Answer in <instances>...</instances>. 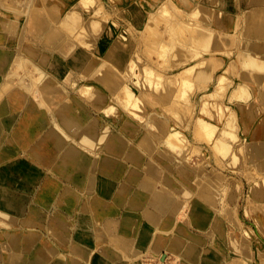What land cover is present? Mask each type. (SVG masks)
<instances>
[{
  "label": "bare ground",
  "instance_id": "obj_1",
  "mask_svg": "<svg viewBox=\"0 0 264 264\" xmlns=\"http://www.w3.org/2000/svg\"><path fill=\"white\" fill-rule=\"evenodd\" d=\"M52 1L11 0L13 12L20 13L11 16L12 11H4L7 6L0 0V11L6 13L0 15V34L13 38L20 26V16L27 17L39 9L31 21L26 20L27 31L22 30L14 40L3 41L0 36V42H7L6 46L12 42L16 47L11 51L0 47V237L6 241L0 242V255H5L0 264H145L146 259L152 261L146 264H246L239 258H254L252 250L244 252L238 247L243 245L242 233L236 232L241 218L235 219L232 229L221 215L232 197L223 195L228 183L222 179L225 171L221 173L209 164L200 168L181 157L176 146H182V133L169 131L167 121L156 113L137 111L146 105L139 97V89L107 79L104 85L97 86L106 85L107 92H103L91 85L92 80H83V74L91 67L92 76L107 65L97 58L93 65L96 48L89 51L88 44L84 48L76 42L79 39L75 38L85 31L84 21L79 23L76 18L80 8L75 12L64 10L63 15L54 10ZM164 1L157 0L155 9ZM191 1L185 0L187 7H192ZM247 1L254 5L253 0ZM258 1L256 12L264 4V0ZM90 2L93 0H71L70 5L78 7ZM218 2L229 5V0ZM245 21L252 26L250 34L258 39L264 37L261 22L252 17ZM224 27L238 32L234 24L225 23ZM34 35L39 38L36 45L24 41L26 36ZM97 39L89 41L97 44ZM209 40H200L201 50L209 49ZM101 43L104 46L106 41ZM235 43L224 52L237 48ZM243 44L264 52V43ZM208 51L209 55H219ZM111 55L119 61L120 55ZM206 60L199 58L177 70L178 82H183L190 70ZM252 61L257 62L254 72L247 69L252 67ZM241 62L244 71L239 72L240 76L246 78L250 73L257 82H264L263 74L257 79L255 74L264 71V64L260 68V63L251 58ZM197 74L199 80L208 78L201 69ZM245 82L238 81L237 88L247 86ZM90 87L97 92L86 99L82 93H89ZM114 99L121 100L123 110L118 108L115 115L106 119L89 116V110L95 113L94 107L108 110ZM10 118H16L7 124L12 125L11 132L4 130V123ZM252 121L242 119L246 126ZM198 126L200 131L209 129L205 122ZM256 133L258 142L264 144V130L259 128ZM145 136L143 148L132 146ZM156 136H165L167 141ZM257 148L258 164L264 168V160H260L264 152L259 145ZM206 180L212 183L208 194ZM181 185L197 190L190 189L187 197V190H179ZM174 191L181 196H175ZM253 191L251 188L250 192ZM201 204L210 205V209ZM118 216L121 218L117 219ZM35 229L40 231L34 232ZM43 231L51 233L58 250L41 235ZM230 236L237 239L234 242L239 254L230 251ZM103 257L107 263L101 260Z\"/></svg>",
  "mask_w": 264,
  "mask_h": 264
},
{
  "label": "rangeland",
  "instance_id": "obj_2",
  "mask_svg": "<svg viewBox=\"0 0 264 264\" xmlns=\"http://www.w3.org/2000/svg\"><path fill=\"white\" fill-rule=\"evenodd\" d=\"M4 2L7 6V10L4 11H12L11 16L19 13L13 12L11 0H4ZM70 2L71 0L52 1L54 10L62 11L63 15H65L64 10L75 12L76 8H80L76 18L80 19L79 23L84 21L86 33L82 30L83 32L75 38L79 39L76 42L84 48L88 44L89 51L96 48L93 65H96L97 61L107 65L101 70V74H97L100 75L99 77L95 74L91 76L93 71L91 67L92 70L83 74V80H92L94 83L91 85L103 92H107L108 87L106 85L104 88L100 87L107 79L118 83H129L137 90L139 89V97L145 100L146 105L143 108L140 107L141 111L137 108V111L141 114L156 113L167 121L169 131L182 133L181 149L176 146L181 157L188 159L187 162L193 163L194 166L199 164L200 168L209 164L220 172L225 171L222 179L228 183L223 195L225 193V196L232 197L221 215L227 219L230 228L236 225L234 222L236 218H241L242 222L236 225V232L242 233L243 245L238 247L244 252L252 250L254 255V258H249L245 254L247 258L240 257L239 260L246 264H264V168L258 164L257 160V145L264 152V144L258 142L259 138L256 135V130L259 128L264 130V82H257L252 76L250 77V73L246 74V78L239 75L241 70L244 71L241 60L249 61L250 58L257 60L260 68L264 64V52L245 48L243 44L245 41L264 43V37L258 39L249 33L252 26L245 21V18L252 17L253 20L261 22L264 27V4L259 7L262 11L260 9L256 12L255 9L258 7L255 4H260L258 0H253V6L247 0H229L227 6L218 0L215 3H209L207 0H192L190 8L187 7L185 0H166L157 9H155L158 5L157 0L154 2L152 0H93L88 5L81 3L78 7L70 5ZM150 8L155 10L151 13ZM37 13L39 9L28 13L27 17L20 16V26L14 38L19 36L22 30L27 31L29 23H26V20L31 21ZM4 14L6 13L0 11V15ZM45 15H48V11ZM151 17L159 18L156 22H151ZM174 23L176 27H173ZM225 23L234 24L238 32H229V29L224 27ZM29 32L33 34L31 30ZM0 36L3 41L14 40L10 34L7 36L0 34ZM81 36L84 42L81 41ZM94 37L98 38L97 44L89 41ZM204 37L211 40L208 50L219 55H209L208 50H201L203 45L200 40ZM38 40L39 38L35 35L30 38L26 36L24 39L33 45H36ZM104 40L106 44L103 46L101 42ZM3 41L0 42V47L10 51L16 48L12 42L6 46L7 42ZM234 42L238 47L230 53L224 52L232 48ZM196 45L200 49H196ZM24 49L33 56L32 52ZM17 50L19 51V47ZM111 53L120 55L119 61ZM194 55L197 56L194 57ZM216 56L224 59L219 61L215 58ZM255 56L263 57V59L260 61ZM199 58L207 60L196 65L195 69L190 70L191 73L186 74V79L179 83L180 77L175 75L176 71ZM256 64V61H252V67L247 69L254 72L253 67ZM200 69L208 76L206 80L198 79L197 72ZM255 74L257 79L259 74L264 75V71ZM244 80L247 86L238 89V81ZM94 88L90 87L89 93H82V96L89 99L91 94L97 92ZM78 98L81 99L80 96ZM119 100L114 99L109 102L108 110L101 109V111L98 107H94L97 114L89 110L91 113L89 116L96 115L98 118L106 119L115 115L118 108L122 110L124 108ZM87 104L89 107L92 105ZM14 114L9 113V116ZM243 118H251L253 120L251 125L243 124ZM15 119L10 118L4 123L5 131L11 132L12 125L7 124ZM200 122L207 123L209 129L200 131L198 126ZM164 138L167 141L165 136H159L158 140L162 141ZM145 139L146 136L138 141L140 144L134 142L132 146L136 149L143 148ZM262 159L264 160V154L260 157V160ZM6 175L10 176L9 173ZM204 182L208 194L209 191L211 192L212 183L207 180ZM180 187L182 188L179 190L188 191L187 197L190 196V189L193 192L197 190V187L195 189L190 186L189 189L185 185ZM214 188L219 190L220 187ZM251 188L253 192H250ZM174 195L181 196V193L174 191ZM179 200L183 202L185 198H179ZM200 206L210 209L208 204ZM235 239L233 236L229 237V248L231 252L237 254L240 250L235 245ZM151 262L148 259L144 261L145 264Z\"/></svg>",
  "mask_w": 264,
  "mask_h": 264
},
{
  "label": "crops",
  "instance_id": "obj_3",
  "mask_svg": "<svg viewBox=\"0 0 264 264\" xmlns=\"http://www.w3.org/2000/svg\"><path fill=\"white\" fill-rule=\"evenodd\" d=\"M16 202V200H14L12 203H15ZM29 202V201H28ZM27 202V203H28ZM27 203H24V205H26ZM37 208H41L40 206H37ZM39 209H37L38 210V213H41V214H43ZM37 218L40 220V216L38 215L37 216ZM119 218H121V217H117V219H119ZM37 231H40V230H34V232H37ZM14 232H16V231H14ZM41 235H43V237L44 238H46L47 239V241L48 242H51V244H52V248H54V249H56V250H58L57 248H59V246H58V244H57V242H55L52 238H51V233H49V232H46V231H43L42 233H41ZM2 241V243H5L6 241L3 239V237H0V242ZM2 249V247L0 246V250ZM31 249H32V247H31ZM98 255L99 256H101V254L100 253H98ZM3 256H5V255H3ZM2 255H0V259L3 257ZM98 256V257H99ZM101 260H103L105 263H107L108 261H106L105 260V258L103 257ZM101 262V261H100ZM0 263H2L1 261H0Z\"/></svg>",
  "mask_w": 264,
  "mask_h": 264
}]
</instances>
